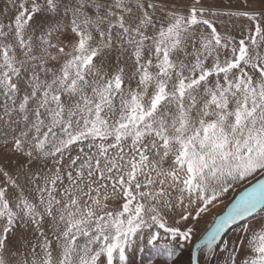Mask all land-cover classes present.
I'll return each mask as SVG.
<instances>
[{
  "label": "snow or ice",
  "instance_id": "obj_1",
  "mask_svg": "<svg viewBox=\"0 0 264 264\" xmlns=\"http://www.w3.org/2000/svg\"><path fill=\"white\" fill-rule=\"evenodd\" d=\"M180 247L264 264V0H0V264Z\"/></svg>",
  "mask_w": 264,
  "mask_h": 264
},
{
  "label": "rangeland",
  "instance_id": "obj_2",
  "mask_svg": "<svg viewBox=\"0 0 264 264\" xmlns=\"http://www.w3.org/2000/svg\"><path fill=\"white\" fill-rule=\"evenodd\" d=\"M224 4L228 3V0H223ZM233 3L235 4V0H233ZM231 196V193L229 194ZM228 197L225 198L227 201ZM223 211V205L213 209L210 213H208L203 220L199 222L197 225V232L195 234L194 240L189 246V248L193 249L195 248V243L198 242L200 235L206 230L207 226L212 222V218L215 215L222 214ZM183 243V242H181ZM177 251L182 252L183 255L180 258L179 264H189V256L190 252L188 248L180 247L177 249ZM136 264H165L167 261L166 254H155L151 250H144L142 252H137L135 257Z\"/></svg>",
  "mask_w": 264,
  "mask_h": 264
}]
</instances>
